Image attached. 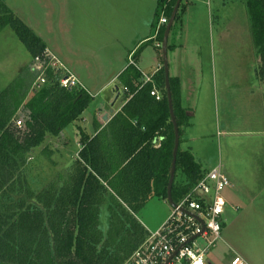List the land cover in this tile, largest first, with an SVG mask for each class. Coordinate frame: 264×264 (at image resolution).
<instances>
[{
  "label": "rangeland",
  "instance_id": "rangeland-1",
  "mask_svg": "<svg viewBox=\"0 0 264 264\" xmlns=\"http://www.w3.org/2000/svg\"><path fill=\"white\" fill-rule=\"evenodd\" d=\"M2 1L27 25L32 23L36 32L49 38L47 48L87 78L89 90L86 91L92 95L90 105L78 119L59 135L48 134L28 154L23 171L31 188L43 189L78 158L84 137L94 132L96 112L107 106L115 84L121 82L116 78L109 83L110 79L123 65L136 63L138 48L144 44L141 48L144 62L139 63L143 69L154 64L157 57L163 62L161 37L138 46L136 35L146 25L155 34L158 26L165 25L159 18L167 15L157 12L159 0ZM247 3L248 0H182L169 35L168 61L171 77L181 73L187 83L195 78L193 68L199 73L202 69V82L197 90H191L186 84L182 93L178 87L175 100L178 103L181 97L183 106L189 103L195 107L202 98V169L207 167L206 153L209 160L210 153L212 157L219 156L211 169L221 163L231 182L224 190L229 203L222 216V238L211 250L230 244L246 253L254 263L264 264V71L262 78L259 72L263 64ZM33 63L34 56L16 29L11 24L3 25L0 91L24 88L32 75L35 81L39 72L33 70ZM136 67H139L137 63ZM34 81L26 100L35 92L43 93L49 86L34 88ZM24 110L17 112V130L22 131L18 137L20 142L25 133L36 127L33 120L25 117L28 111ZM187 146L184 141L180 148L184 150ZM188 181L189 173L180 165L174 185L180 187ZM161 202L151 198L137 216L146 223H157L165 212ZM107 222L108 214L103 211L101 227L105 229ZM197 241L204 243L202 238ZM223 255L227 264L233 252L225 251ZM172 264H184V261L175 260Z\"/></svg>",
  "mask_w": 264,
  "mask_h": 264
},
{
  "label": "trees",
  "instance_id": "trees-1",
  "mask_svg": "<svg viewBox=\"0 0 264 264\" xmlns=\"http://www.w3.org/2000/svg\"><path fill=\"white\" fill-rule=\"evenodd\" d=\"M176 2L159 0L157 12L169 19ZM247 5L263 78L264 0H248ZM5 24L16 29L34 57L47 49L34 30L0 0V29ZM165 29L166 24L158 31L161 41ZM46 75L43 86H49L30 100L26 99L34 75L24 88L0 91V264H123L149 235L138 212L153 193L165 200L168 197L175 134L164 66L151 81L142 82L140 71L129 65L120 80L128 89L125 97L131 94V98L99 133L84 137L78 158L68 169L36 191L22 170L26 153L41 145L48 134L59 135L92 100L84 89L63 87L60 71L48 70ZM170 83L180 127L175 100L178 78L170 77ZM156 89L162 92L160 99ZM23 109L36 127L20 142L22 131L17 130L16 122L17 112ZM166 122L161 146L154 148L156 133ZM180 165L190 181L180 187L173 185L174 201L183 198L206 173L190 152L179 147L177 169ZM103 211L108 214L105 229L100 224Z\"/></svg>",
  "mask_w": 264,
  "mask_h": 264
},
{
  "label": "built area",
  "instance_id": "built-area-1",
  "mask_svg": "<svg viewBox=\"0 0 264 264\" xmlns=\"http://www.w3.org/2000/svg\"><path fill=\"white\" fill-rule=\"evenodd\" d=\"M159 21L166 24L169 20L162 16ZM130 65L136 67L133 61ZM33 70L39 72L34 88L47 82L48 70H56L64 71L60 77L63 87L70 91L86 90L76 75L48 48L34 57ZM151 80V77H147L145 82ZM18 123L21 125L22 121ZM230 184L221 163L205 173L183 198L175 201L164 224L155 231H149L147 239L123 264H166L174 254L169 264L175 260H183L184 264H207L208 252L222 238V216L228 205L224 190ZM194 236L197 237L192 239ZM198 238H202L204 243H199ZM230 264L247 262L242 256L235 255Z\"/></svg>",
  "mask_w": 264,
  "mask_h": 264
},
{
  "label": "crops",
  "instance_id": "crops-1",
  "mask_svg": "<svg viewBox=\"0 0 264 264\" xmlns=\"http://www.w3.org/2000/svg\"><path fill=\"white\" fill-rule=\"evenodd\" d=\"M153 4V2H152ZM152 9L154 8V5L151 7ZM156 8V7H155ZM27 24V23H26ZM30 28H32L35 31V27L32 25H28ZM149 26L146 25L145 30L142 32V29L139 28L138 29V34L136 35L138 42V46L142 43V42H148V41H152L154 39H159V34H158V28L156 29L155 34L151 33L150 28H148ZM35 33L46 43L47 46H49L47 44V42L49 41V38L39 32ZM57 37L59 38V36L57 35ZM157 37V38H156ZM131 39V38H130ZM159 42V41H158ZM159 44V43H158ZM157 44V45H158ZM144 44H142L138 49H137V59H136V63L138 64V66L140 67L139 63L140 62H144V56H143V50H141L142 46ZM137 46V47H138ZM51 49V48H50ZM51 51L65 64V66H68L65 61L58 55V53H56L54 50L51 49ZM200 58H198V64H200ZM163 63V62H162ZM162 63H160V59L159 57L156 58V61L154 64H152L151 66H145L144 69L142 67H136L140 73H141V81L145 82V79H147V77H152L159 71V69L162 67ZM69 67V66H68ZM127 68V65H123L122 69L119 70V72L117 73V75H114L112 77V79H110V82H114L116 80V78L120 79V74ZM73 74L76 75V77L80 80V82L82 83V85L86 88V90H89L87 87V78L84 77V75H80L77 72H75L72 68H68ZM194 72H195V78L191 79V81L189 80V82H186V79L183 77V74L180 73L179 76L174 77V78H178L179 81V87L180 90H182L181 92L183 93V89H185L186 84L188 86H190L191 90H197V88L199 87V85L202 82V77L200 75V73L202 74V69H200V73L197 71V68H193ZM199 69V68H198ZM197 73L198 76L196 75ZM171 77V74H170ZM86 80V81H85ZM121 81V80H120ZM107 83V84H109ZM117 87V89H116ZM126 86H124L122 84V82L120 83H116L115 87L113 88V90L111 91L110 97H108L107 99V106H103L101 107L95 114V119L93 122L94 125V132L92 135L87 136V137H93L95 136L97 133H99L109 122L110 120L115 116V114L117 112H119L122 107L127 103V101L129 100L130 97L126 98L125 97V90ZM104 89V87H103ZM89 93H91L90 91H87ZM156 92V97L159 96L161 97L162 92L158 89L155 90ZM91 95V94H90ZM92 96V95H91ZM160 99V98H157ZM195 102V101H194ZM182 101H181V97L178 100V112H179V117L181 119V141H180V145L182 144V142H186L188 143V146L186 149H184L183 151H188L192 154L193 159L197 165V167L202 171V161H203V157H202V98H199V100H197V104H195V107H191L189 103H187L188 105L183 106L182 105ZM200 114V115H198ZM197 116L201 117L199 118V124L197 123L196 125V119ZM192 118L193 121L191 120ZM192 121V122H191ZM135 122V121H132ZM169 122H166L164 124V126L156 133V139L154 140V142L152 143L154 148H159L161 146V142L162 139L164 138L163 136V132L166 130V127L168 125ZM198 141H200V144H197ZM192 143V144H190ZM200 145V146H199ZM34 148H32L31 150H33ZM28 151L26 153V159L28 157V154L31 152ZM79 152V151H78ZM119 153H121V150L119 149ZM215 154V153H214ZM211 155V159L209 160L210 156L209 153L205 154V163L207 164L204 169V171H207L209 169H211V166H214V164L216 163L218 157L213 156L212 157V153H210ZM208 162V163H207ZM27 162H25V165L23 166L22 170H24V167L26 166ZM24 172V171H23ZM61 173V172H60ZM58 173V174H60ZM25 176L27 177L26 173L24 172ZM57 174V175H58ZM56 175V176H57ZM27 179L29 180V178L27 177ZM31 186V185H30ZM35 189V188H34ZM42 189H38L36 191H41ZM156 198L157 201H162V205H165V212L163 214V217L155 224H151L146 223L144 220H140V218L138 217V219L144 224V226L149 230V231H155L158 228H160L162 226V224H164V222L168 219V217L170 216L171 213V206L169 204V202L165 199H163L162 197H160L159 195L153 193L151 198ZM226 197V196H225ZM149 199V200H150ZM148 200V201H149ZM228 203H229V199L227 198ZM148 203V202H147ZM146 203V205H147ZM164 203V204H163ZM145 205V206H146ZM144 206V207H145ZM225 248H218V246L216 248H214L213 250L209 251L207 254V264H224V252L225 251H232L233 252V256L231 257V260L233 259V257L235 255H240L242 256L247 264H256L253 262V259L251 257H249L246 253H243L242 251H238L235 248H233L230 244H228L227 246H224ZM231 260L227 263L230 264Z\"/></svg>",
  "mask_w": 264,
  "mask_h": 264
},
{
  "label": "water",
  "instance_id": "water-1",
  "mask_svg": "<svg viewBox=\"0 0 264 264\" xmlns=\"http://www.w3.org/2000/svg\"><path fill=\"white\" fill-rule=\"evenodd\" d=\"M181 1L182 0H177L174 6L171 17L169 18V21L167 23V26L164 32L163 41H162L163 42L162 43L163 66L165 70L167 97H168V102H169L171 121L173 123L174 134H175V143H174V148H173V160H172V166H171L170 177H169L168 188H167V193H168L167 201L169 202L171 206H175V201L172 195V189H173V185H174V181L176 177L177 156H178V151L180 147V127H179L178 120H177V117L174 111L173 96H172L171 83H170V69H169V61H168V41H169L170 31L176 19ZM197 236H194L192 239L196 238ZM173 256H175V254ZM173 256L166 262V264L170 263Z\"/></svg>",
  "mask_w": 264,
  "mask_h": 264
}]
</instances>
